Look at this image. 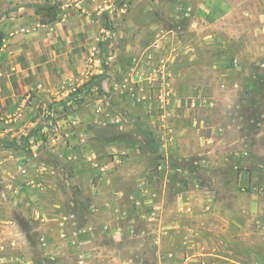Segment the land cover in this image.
Wrapping results in <instances>:
<instances>
[{
	"label": "rangeland",
	"instance_id": "1",
	"mask_svg": "<svg viewBox=\"0 0 264 264\" xmlns=\"http://www.w3.org/2000/svg\"><path fill=\"white\" fill-rule=\"evenodd\" d=\"M94 2L85 72L0 123V264H264V0Z\"/></svg>",
	"mask_w": 264,
	"mask_h": 264
},
{
	"label": "crops",
	"instance_id": "2",
	"mask_svg": "<svg viewBox=\"0 0 264 264\" xmlns=\"http://www.w3.org/2000/svg\"><path fill=\"white\" fill-rule=\"evenodd\" d=\"M94 1L65 4L46 23L22 10L14 22H2L8 32L0 47V123L17 117L33 94L64 86L85 72L98 39L100 5Z\"/></svg>",
	"mask_w": 264,
	"mask_h": 264
},
{
	"label": "trees",
	"instance_id": "3",
	"mask_svg": "<svg viewBox=\"0 0 264 264\" xmlns=\"http://www.w3.org/2000/svg\"><path fill=\"white\" fill-rule=\"evenodd\" d=\"M45 12H46V19H42V22L43 23H46V22H50V21H53L56 19V16H57V13L59 12V10L56 8V6L52 5V6H43L42 7ZM3 38H4V35L3 34H0V47L2 46L3 44ZM3 140L0 138V143L2 142ZM5 146H9V147H14L13 144L11 143H8V142H5Z\"/></svg>",
	"mask_w": 264,
	"mask_h": 264
}]
</instances>
